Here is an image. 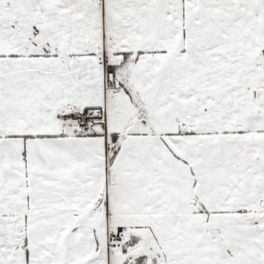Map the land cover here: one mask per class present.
<instances>
[{
  "label": "snow or ice",
  "instance_id": "snow-or-ice-1",
  "mask_svg": "<svg viewBox=\"0 0 264 264\" xmlns=\"http://www.w3.org/2000/svg\"><path fill=\"white\" fill-rule=\"evenodd\" d=\"M0 264H264V0H0Z\"/></svg>",
  "mask_w": 264,
  "mask_h": 264
}]
</instances>
